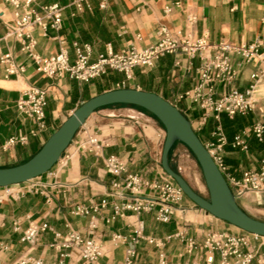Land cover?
I'll return each mask as SVG.
<instances>
[{
    "label": "crops",
    "instance_id": "crops-1",
    "mask_svg": "<svg viewBox=\"0 0 264 264\" xmlns=\"http://www.w3.org/2000/svg\"><path fill=\"white\" fill-rule=\"evenodd\" d=\"M36 2L39 5L58 4L62 8L59 31L48 29L45 36L40 29L33 32L34 52L42 58L50 57L64 48L73 62L74 44L91 46L92 60L105 51L107 44L115 52L129 46L145 49L156 41L155 32L160 25L191 39L206 37L210 42L250 44L258 40L260 51L264 52V0H178V5L177 0H107L105 9L99 8V0H87L81 11L72 6L71 0ZM188 17H194L195 21L188 22ZM13 19V8L0 0V55L10 54L13 63L22 67V71L8 74L0 63V168L27 161L74 109L91 97L118 88L158 94L189 120L204 145L213 141L212 133L218 126L221 127L226 138L222 150L226 167L224 176L240 178L244 171L259 168L264 156V143H259L252 134L244 138L247 152L232 147L231 143L237 133L249 130L258 121H264V113L238 114L232 118L221 114L219 120L209 116L199 126L202 111L197 104L178 98L196 84L197 60L193 61V68L187 71L185 58L167 55L151 69H134L128 81L116 71H109L88 83L78 82L68 74L48 78L36 71V66L22 50L19 41L4 38L5 23ZM231 61L236 75L225 87L216 86L214 98L222 90L244 91L250 84V74L258 69V65L244 63L237 56H232ZM176 62H180V65L177 66ZM29 87L47 90V130L37 136L29 135L35 125L16 109V102ZM257 97L259 108L264 111V82L259 85ZM84 128L98 134L103 144L101 156L74 152L70 146L67 150L70 158L65 166L56 164L49 172L30 182L0 188V264H16L24 255L40 258L43 264H83L76 252L61 257L62 251L50 247L53 234L49 230L40 232L31 246L21 243L20 236L29 224H47L62 234L71 228L88 237L90 217L74 216L71 210L77 205L88 208L102 200L107 202L106 208L98 214H91L95 216L94 234L103 246V253L95 264H124V253L130 246L135 218L131 212H126L124 217L108 221L113 205H120L125 199L109 196L111 176L106 172L103 160L116 156L125 162L128 172L139 174L145 180H156L164 173L161 153L165 132L148 113L134 107L115 105L96 110L85 121ZM19 134L28 137L25 144L3 148L10 137ZM188 155L193 157L183 144L175 142L168 156L170 166L178 172L184 168ZM142 194L155 197L147 189ZM236 202L249 216L264 220V193L248 194ZM181 206L184 211L176 212L165 224L155 221L154 212L142 215L144 234L158 240L163 246L159 248L146 242L136 244V264H156L161 251L170 264L203 262V250L186 252L184 237L193 238L201 244L204 236L210 232L234 236L245 233L200 210L185 196ZM16 226L18 230H15ZM115 234L123 239L112 241ZM251 243L253 247L257 246L256 242ZM214 259L217 262V254Z\"/></svg>",
    "mask_w": 264,
    "mask_h": 264
},
{
    "label": "built area",
    "instance_id": "built-area-1",
    "mask_svg": "<svg viewBox=\"0 0 264 264\" xmlns=\"http://www.w3.org/2000/svg\"><path fill=\"white\" fill-rule=\"evenodd\" d=\"M4 2L14 11V19L5 23L4 38H14L19 41L22 44V50L26 52L36 66V71L42 76L53 78L68 74L78 82L88 83L109 71H116L123 74L125 80L128 81L131 79L134 69H151L160 58L167 55L181 56L186 59L185 70L187 71L193 68L194 60L198 61L195 68L196 84L178 98L188 99L197 104L202 111L199 126H202L209 116H214L219 120L221 114L232 118L238 114L264 113L259 108L257 97L259 85L264 82V52L260 51L261 44L258 40L250 44H234L226 41L210 42L206 37L191 39L179 31L172 32L166 26L160 25L155 32L156 41L145 49L138 50L129 46L115 52L107 44L105 51L92 60L91 46L74 44L75 59L73 62L64 48H60L56 54L50 57L42 58L34 52L33 32L35 29H40L45 36L48 29L59 31L62 8L58 4L39 5L36 0H4ZM71 3L78 11H81L87 0H71ZM176 4H179L178 0ZM106 5L107 0H99L100 9H105ZM187 21L192 23L195 18L188 17ZM232 56L239 57L244 63L258 65V69L250 74V84L244 91L222 90L219 96L214 98L216 86L225 87L233 81L236 75L231 61ZM0 63L5 66V71L8 74H13L17 70L22 71V67H17L13 63L10 54L0 55ZM176 65H180V62H176ZM46 105L47 90L37 87L26 89L24 96L16 102L18 112L29 118L35 125V128L29 132L30 136H37L47 130ZM248 134H252L259 143H264V121H258L249 130L237 133L233 137L232 147L247 152L248 146L244 138ZM212 137V142L203 145L224 176L226 167L222 150L226 144V138L221 127L218 126L214 130ZM27 139L28 137L23 134L12 136L5 142L3 148L25 144ZM70 146L73 147L74 152L99 157L103 144L96 132L89 131L82 125ZM68 148L56 163L57 165H66L70 158V154L67 153ZM103 163L106 172L111 176L109 196L125 199L120 205H113L108 221L118 217L122 218L126 212H131L135 218L133 235L130 238V246L125 250L123 263L136 264V244L146 242L159 248L163 246L158 240L144 234L142 215L154 212L155 221L168 223L176 212L184 211L181 206L184 194L165 173L156 180H145L139 174L128 172L125 162L116 156L104 158ZM224 178L235 200L248 194L264 193V156H262L257 170H246L240 178L230 176H224ZM145 189L151 190L155 197L144 196L142 192ZM106 206L107 202L102 200L98 204L92 203L88 208L79 205L72 208V215L90 217L88 237H83L81 233L71 228L62 234L47 224H29L22 231L20 242L31 246L37 240L40 232L49 230L53 234L50 247L62 251L61 257L76 252L83 264H95L103 253V246L94 234L95 216L91 214L100 213ZM15 230H18V226L15 227ZM180 237L182 238V236ZM111 239L120 241L123 237L115 234ZM252 241L257 243L256 247L252 246ZM184 243L187 253H192L196 249H201L205 253L204 261L194 264H264V237L255 234L245 232L243 235L234 236L210 232L204 236L201 244L188 237H184ZM215 254L218 255L217 262L214 259ZM16 264H43V262L40 258L24 255L17 260ZM156 264H170L163 251L159 253Z\"/></svg>",
    "mask_w": 264,
    "mask_h": 264
},
{
    "label": "water",
    "instance_id": "water-1",
    "mask_svg": "<svg viewBox=\"0 0 264 264\" xmlns=\"http://www.w3.org/2000/svg\"><path fill=\"white\" fill-rule=\"evenodd\" d=\"M114 105L140 108L161 124L165 132L161 153L162 170L189 201L200 210L246 233L264 237V220L249 216L238 206L223 174L194 132L189 120L158 94L133 88L105 91L79 105L27 161L0 168V188L24 184L49 172L90 115L102 107ZM175 142L183 144L197 162L208 192L207 198L197 193L182 175L170 166L168 156Z\"/></svg>",
    "mask_w": 264,
    "mask_h": 264
},
{
    "label": "rangeland",
    "instance_id": "rangeland-1",
    "mask_svg": "<svg viewBox=\"0 0 264 264\" xmlns=\"http://www.w3.org/2000/svg\"><path fill=\"white\" fill-rule=\"evenodd\" d=\"M184 168L178 170L182 176L188 181L190 186L201 196L207 198L208 192L206 190L201 170L193 157L188 155V158L185 159Z\"/></svg>",
    "mask_w": 264,
    "mask_h": 264
},
{
    "label": "trees",
    "instance_id": "trees-1",
    "mask_svg": "<svg viewBox=\"0 0 264 264\" xmlns=\"http://www.w3.org/2000/svg\"><path fill=\"white\" fill-rule=\"evenodd\" d=\"M115 106H124V107H134V106H128V105H115ZM134 108H137V107H134ZM138 109H140V108H138ZM140 110H142V109H140ZM142 111H144V110H142ZM145 112V111H144ZM147 113V112H146ZM149 114V113H148ZM149 115H151V114H149ZM152 116V115H151ZM197 135V134H196ZM190 152V151H189ZM191 154V153H190ZM192 155V154H191ZM173 170H175L174 168H172ZM176 171V170H175ZM177 172V171H176Z\"/></svg>",
    "mask_w": 264,
    "mask_h": 264
}]
</instances>
